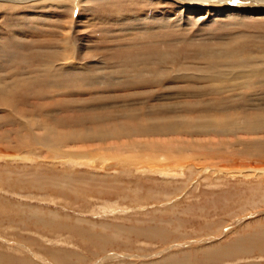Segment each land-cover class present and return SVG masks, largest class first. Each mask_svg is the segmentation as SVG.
Here are the masks:
<instances>
[{"label": "rangeland", "instance_id": "rangeland-1", "mask_svg": "<svg viewBox=\"0 0 264 264\" xmlns=\"http://www.w3.org/2000/svg\"><path fill=\"white\" fill-rule=\"evenodd\" d=\"M100 1L83 0L78 8L74 1L43 0L16 5L13 9L4 5L0 9V75H5L4 80L12 84L7 97L11 102L0 106V117H4L0 119V197H5L14 211L23 212L26 206L39 207L45 216L56 213L59 222L84 229L94 227L106 235L119 232L116 230L119 226L135 225L166 227L174 234L171 240L161 239L162 242L129 238L122 233L121 239L125 241L108 245L107 253H103L79 230L67 228L61 233L46 230L48 234L42 235L35 229L29 230L21 221L20 225H11L0 218V253L26 258L30 257L31 248L41 252L35 259L41 264H47L48 258L47 252L41 250L43 246L71 259L67 263L56 259L49 264L53 261L54 264H154L161 258L187 251L192 252V258L196 254L199 258H194L199 260L203 257L198 255L199 250L226 245L240 232L247 231L248 224H264V173L259 172L264 170V152L261 155L255 146L249 149L242 144L238 147L248 150L241 147L244 153L236 156L229 152L230 146L225 149L217 143L223 137L216 134H134L106 139V143L85 138L83 134L88 131L86 128L103 131L123 126L174 127L189 119H221L233 114L242 120L250 117L254 122L264 123V14H242L236 21L210 13L196 24V19H189L191 14L184 10L181 13L182 9L170 0ZM179 14L184 15L180 18ZM68 32L71 36L67 53L73 54L74 47H79L77 57L71 61L57 60L51 52L55 47L54 51H59ZM235 41L246 46V54L258 59L250 62L257 64L260 71L244 80L247 89L239 85V74L230 79L225 77L228 70L222 72L227 66L224 57L220 56L222 62L218 56L214 60L207 58ZM210 66L215 69L213 73L208 71ZM48 67H53L52 74L46 73ZM25 69H29V74ZM215 72L217 77L213 76ZM243 92L246 99L242 98ZM10 118L34 124L38 134L53 125L56 131L83 136L65 142L61 155L57 156L49 148L21 142L25 133L20 132L18 123L8 122ZM244 134L242 139H249ZM256 136L263 140L264 130ZM149 139L172 140L183 146L182 150L170 152V159L165 161L167 151L161 150L166 154L160 155V163L178 166L175 162L178 161L185 164L183 168L169 169L166 175L158 169L149 170L155 164L126 163V155L131 152H124L122 146L119 149L123 150L101 148ZM213 140L219 151L211 143ZM201 142L205 145L201 146ZM35 170L48 176L59 171L74 174L80 178L77 194L65 196L53 189L40 191L8 184L20 173ZM30 237L43 246L28 245L25 240ZM22 241L27 246H19ZM77 255L84 260H77ZM109 255L114 256L107 259ZM103 257L107 260L100 261ZM247 259L264 264V257L258 252ZM225 260L221 259L220 264L242 262L228 259L224 263Z\"/></svg>", "mask_w": 264, "mask_h": 264}, {"label": "bare ground", "instance_id": "bare-ground-1", "mask_svg": "<svg viewBox=\"0 0 264 264\" xmlns=\"http://www.w3.org/2000/svg\"><path fill=\"white\" fill-rule=\"evenodd\" d=\"M33 1H43V0H0V9H2L4 7V5H8V8L9 9H13V8H16V5L25 4V3H29V2H32L33 3ZM58 1H59V3H64L66 1H72V2L74 1V4L75 5L77 4L78 8H79L80 2L81 3L83 2V0H57V2ZM101 1H103V0H101ZM170 1H173V3L177 4L182 9L181 10V13L184 10L185 12H187V14L188 13L191 14V15L188 14L189 15V19H191V18H192V20L193 19H196L195 20V21H197L196 24L198 22H200V20L203 18L204 15H207V14H210V13H215L216 16L224 15L226 17L233 18V20L235 19L236 21L238 20V17H239V20H240V16L242 14H244V15H246V14L247 15L248 14H251V15H256L257 14L258 15L260 13H263L264 14V0H236V2H233V0H170ZM74 7L76 8V6H74ZM216 13H218V14H216ZM183 15L182 14L181 15L179 14V17L180 16H183ZM71 18H72V16H71ZM180 18H178V19L181 20ZM246 18H247V16H246ZM182 20H183V17H182ZM64 36L65 37H64V40L62 41V46H60L61 48L58 49L59 51H54L55 48H56L54 46L55 48L51 52L52 53L51 56L52 57H55L57 60H61V61H69L70 60L71 61V60H73V58H76L77 57V52H76V48L77 47H74L73 46L74 47L73 54L72 53L71 54H68L67 51H68V45L70 43V36H71V34H69V32H68ZM166 40H168V39H166ZM223 48H221V51L211 53L207 57L208 60H214V58L218 56V61H220L219 59L220 58L222 59V57H224L223 58V62H226L227 63V66L225 67V69L223 68L222 72L225 71V70L226 71L228 70V76L225 75V77L227 79H230V77L236 76L237 74H239L238 77L241 79V82H239V85L241 84V86L244 87V89H247L248 88V83H247V81H244V80L245 79L247 80V78L248 79L251 78V76H254L255 72L259 73L258 71H260L256 67L257 64L256 65H251L250 64V62L253 59H256V58L253 57V55H250V54H246L245 53L246 46L243 45L241 42H236L235 41V42H232L231 44L228 43L225 46V48L224 49ZM220 56H222V57H220ZM202 59H204V58H202ZM208 60H207V62H208ZM256 60H258V59H256ZM41 61L42 62H45L46 60L45 59H41ZM220 62H222V61H220ZM203 64L205 65V63H203ZM224 65H226V64H224ZM258 66H260V65L258 64ZM51 68H53V67H48L45 70L46 73L47 72L48 73L49 72L51 73L52 72L51 71ZM203 68L204 67H202V69ZM208 69H209L208 71H210L212 73H213V70H215L214 67H212V66H210V68H208ZM25 70H26V73L29 72V71H27L29 69H25ZM18 72L21 73V71H18ZM222 72H220V73H222ZM19 73H17V74H19ZM11 74H13V73H11ZM224 74L222 76H224ZM215 75H216V77L218 76V74L216 72L214 73L213 76H215ZM4 78H5V75H4V77H3V75H0V106H3V105L4 106H8V103L11 102L10 100L7 99V97L10 94L9 89L11 88V85L12 84L11 83L8 84V82L6 81V79L4 80ZM236 79H238V78H236ZM51 83L52 84H55L53 82H51ZM231 88H232V86H231ZM242 98L246 99V93H244L242 95ZM226 101H229V99L226 100ZM196 107H197V105H196ZM227 107H229V106L227 105ZM154 109H157V108H154ZM234 110H236V109H234ZM233 115L232 116H227L226 118L224 117V118H221V119L212 118V117H208L207 119L203 118L201 120H192V121L189 119L188 122H183L182 121V122L178 123L174 127L173 126H159V127H154L153 128L152 126L151 127H147L145 125L146 127L134 126L132 128V127H127V126L125 127V126H123V127H117V128L112 127V128H109V129L103 130V131H97V130H93V131L91 130V131H89L90 128H86V129H88V131H86V132L84 131L85 130V128H84L83 131L85 133L83 135L85 136V138L87 136H89L92 140H94V139L95 140H100V141L106 143V139L115 138V137L116 138H119L120 136H124V135H125V137L126 136L129 137L131 135L134 136V134H142V136L143 135H153V133H158L160 135L163 134L164 136H166L165 134L170 133V132H172V133L176 132L178 134L179 133H185V134H188V135H208V136L209 135H212V134H214V135L216 134V135H219V137H221V136L223 137V140L222 141L220 140L221 142H217V143L223 144L225 149H228L227 147L230 146L229 152H231L232 154H235L236 156H239L242 153H244V152H242V148L243 147L241 146L242 147V148L240 147L241 149L238 147V145L240 146L242 144L243 145L245 144L249 149H251L250 147L253 148L255 146L254 148L257 149V151L259 152V154L262 155V152H264V139L263 140H259L257 138V136H256V133H258V132L260 133V131L262 132L264 130V123H262L260 121H257V120L254 122L253 121V118H250V117L242 120L241 119L242 117H239L237 115H234L233 116ZM7 117L8 116H6V118ZM9 117H11V116H9ZM187 118H188V116H187ZM0 119H4V117L2 116V117H0ZM8 122L18 123V119L10 118L8 120ZM166 122H168V121H166ZM81 123H82V121H81ZM18 125H19L20 132L25 133V134H22L23 136H21V138H22V139H20L21 142H23V143L24 142H27L28 145L31 146V147H35L36 145H41L44 148H49V150H51V152H53V153H56L57 156L58 155H61L62 149H63L62 147L64 146V143L65 142H70L68 140L71 139V138L73 139V138H77L78 136H83L82 134L79 135V134H75L73 132L72 133H68V132H59V131H56L57 129H55L54 127H52L53 125L51 127L44 128V132H42V134H38V132H36L37 130L35 129V127H33L34 124H31L29 122H25V123H20L19 122ZM22 129L25 132L24 131H21ZM40 129H43V127H40ZM244 133H246L248 135L255 133V135H254L255 137L252 136L253 138H250V136L247 135L246 138L249 137V139H246V140L245 139H242V136H243ZM137 136H139V135H137ZM208 136H205V137H208ZM78 139H80V137ZM81 139H83V137ZM87 139H89V138H87ZM218 139H220V138H218ZM167 140H169V139H167ZM215 140H216V138H215ZM80 141H82V140H80ZM84 141H86V140H84ZM213 142H214V140L211 143L213 144V146L215 148V146L218 145V144L216 142L215 143H213ZM206 144H208V143H206ZM199 145H200V143H199ZM199 145H196V146H199ZM202 145H203V142H201V146ZM204 145H205V143H204ZM119 146H122V148H124V152L125 151L126 152H131L130 155H126L128 157V159H126V163H130V165H132V164H137L138 165L140 163L141 164L143 163L145 166H147L146 164H150V165L151 164H155V166H153L149 170H152L153 169V171H154V169L155 170L158 169V172H162V173H164L166 175L168 174V170L169 169L170 170L171 169H178L181 166H183V164H184V163L181 164L182 162H178V161H175V162L178 163V166H172V165L164 164L163 162L160 163V159H162L161 158L162 156H160V155L161 154H163V155L166 154V153L161 152V150L163 151V149H165L167 151V155L163 159L165 161L167 159H170V156H169V153L170 152L177 151L178 149H180V150L184 149L183 146L176 145L172 140L171 141H166V142L165 141H159L158 142V141H155L153 139L152 140L149 139V140H146L145 142H129V143H122V144L112 145L111 147L109 145V147H101V148L102 149L108 148L109 150H114L113 148L116 147V149H118V150H123V149H119ZM194 147H195V145L193 146V148ZM206 148L207 147H205V150H206ZM216 148H217V146H216ZM194 149H196V148H194ZM211 149L212 148L209 149L210 153H211ZM225 149H223V150L225 151ZM244 149H247V148L245 147V148H243V150ZM218 151H219V149H218ZM180 152L181 151H179V153ZM220 152H221V149H220ZM185 153H186V151H185ZM250 154H252L254 156L253 153H250ZM228 156H229V159H230V153H229ZM236 156H234V157H236ZM172 157H173V155H172ZM120 160H121L120 162L123 161L122 159H120ZM120 162H119V164H120ZM135 162H137V163H135ZM179 164H180V166H179ZM139 168H141V167H139ZM181 168H183V167H181ZM210 168H207L206 167L205 169H210ZM145 169H147V168H145ZM190 169H192V168L190 167ZM220 170L226 171L224 169H220ZM263 171H259V172L260 173L261 172L264 173ZM47 172L48 171H46L44 173H47ZM154 172H156V171H154ZM234 172L238 173L237 171H234ZM1 179H2V177H1ZM9 179H10V177H9ZM2 180H4V179H2ZM5 181H6V179H5ZM82 181H84V180L82 179L81 182ZM86 181H87V179H86ZM79 182H80V178L79 177H76L74 174H70L68 172L67 173L64 172V173L61 174L60 171H59V174L58 173H55L54 175L48 176L47 174H41V172L39 173L38 170H35L33 172L29 171V173L28 172H25V173L22 172V173H20V175L18 176L17 179H15V180L14 179L13 180L10 179L8 184L10 186H15V187L16 186H19L20 188H23V187L26 188L27 187V188H31V189H35V190H40V191L41 190L42 191L43 190L46 191L48 189H53V190L57 191L58 193H60L61 195L68 196V195L77 194L76 190L78 189L77 187H79ZM80 187H82V186L80 185ZM112 188H113V186H111V191L115 190V189L112 190ZM119 191H120V189H119ZM160 199H158L159 202H160ZM8 202L9 201L6 200L5 197H3V196L0 197V218H1V221L4 222V220H7L8 222H10L9 224H11V225H13V224L20 225V221H21V224L23 226H29V230H30V228L35 229V232H37V233H38V231H40L39 233L42 234V235H47L49 231L58 232V233L65 232V230L66 231L69 230L67 228H71L72 229V230L70 229L71 231L79 230V231L84 232L85 234H87L86 237L89 240H92L93 243L95 242L96 245H97V247L103 253L104 252L107 253V250H108L107 249L108 248L107 246L108 245L115 244V243L120 244L119 243L120 240H121V242L122 241H125V240H122L121 239V237L123 236V235H121L122 233L125 234L126 236H128L129 238L132 237V236H134V237H137V238H146V239H150V240H152V239H159V240H161V239L169 240L170 239L171 240V235L174 234L170 230L168 231L166 229V227H142V226L141 227L140 226H137L136 227V225H135L134 227H129V228H125L126 226L125 227L124 226H119V228H116V230H118L119 232H117V233L114 232V234H112V235H106V234H103V233H100V232L94 230L93 229L94 227H92V229L90 227H89V229H84L83 227L78 226V225H76V226L75 225L74 226H70V225H67L66 223L59 222V221L56 220V217H58L56 213L50 214V216H45L42 213L41 209L40 210L37 209L39 207L26 206V208H25V210H23V212L22 211H19V210L14 211V210L11 209V206H8L10 204ZM224 203H226V202H224ZM6 204H7V206H6ZM43 211L45 212V210H43ZM11 213H13V214H11ZM18 220H19V222H18ZM178 223H179L178 225H181V221H179ZM246 224H247V222H246ZM224 225H226V224H224ZM247 227H248V229H247ZM253 228H254V230H253ZM246 229H247V231L240 232L238 236L236 235V237L233 238L232 240L228 241V243L226 245L218 244L219 247H218V245H216L217 248L214 249V250H209V249L206 250V247H205V249L202 248L203 250H199L198 255L199 254H202V256H203V257H201L202 259L200 258L199 260H197L196 258L198 256L196 254H194V257H196V256L197 257L196 258H194V257L192 258V255H193V254H191L192 252H188L187 251V252H184L182 255L172 254V255L167 256L165 258H161V260H158L159 262H156L155 261L153 263L154 264H220L221 259L226 258L227 260L229 259L231 261H234L235 263L238 262V261H242V262H239V263H236V264H260L258 262L256 263V261L251 262L247 258L250 257V255L254 254L255 252H258V253L262 254V257H264V224H260V223L255 224V222H254V223H251V225L248 224L246 226ZM249 229H251V230H249ZM31 231H33V230H31ZM220 232H223V231H220ZM118 233H120V235ZM176 234H178V233H176ZM225 234H224V236H225ZM227 235H229V234H227ZM182 236H184V235H182ZM178 238H180V235H179ZM25 241H27L28 242V245H30V246H31V244L32 245H37L38 244V239H35V238H32V237L27 238ZM161 241L163 242V240H161ZM22 242H24V241H22ZM24 243H20L19 242L18 245L22 247V246L26 245V242H24ZM38 245L43 246L42 244H40V242H39ZM41 250L43 252H47V254H48L47 255L48 258L45 259L46 260L45 262H47V264L51 263L49 261L56 260V259H58L59 260L58 262H60V263H65V262L67 263L68 261L71 260L70 259V256H68L66 254H59L54 249L53 250L51 248L49 249L46 246L41 247ZM29 251H30V254L31 255H30V257L27 256L26 258H19V257H14V256H11V255H4L3 253H0V264H41L40 262H38V261L35 260L36 257H39V254L41 252H35L31 248H29ZM191 251H193V250H191ZM194 253H197V252H194ZM77 256H78L77 257V260L78 259H80V260L83 259L84 260V258L80 257L79 255H77ZM113 256H110L109 255V256H106V257L108 259V258L113 257ZM43 257H44V255H43ZM104 259H106V258L103 257V258L100 259V261L101 260H104ZM245 259H247L248 261H245L244 262L243 260H245ZM41 260H44V259L41 258ZM227 260H225L223 262L224 263L225 262L227 263ZM53 262H52V264H54ZM55 262L58 263L57 261H55ZM102 263L103 262H101V264ZM141 263H143V262H141Z\"/></svg>", "mask_w": 264, "mask_h": 264}, {"label": "snow or ice", "instance_id": "snow-or-ice-1", "mask_svg": "<svg viewBox=\"0 0 264 264\" xmlns=\"http://www.w3.org/2000/svg\"><path fill=\"white\" fill-rule=\"evenodd\" d=\"M233 2H236V0H233Z\"/></svg>", "mask_w": 264, "mask_h": 264}]
</instances>
